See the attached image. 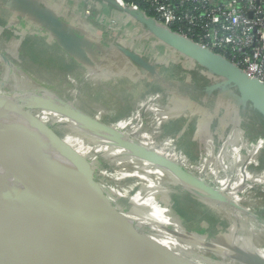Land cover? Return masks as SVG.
I'll return each mask as SVG.
<instances>
[{
    "label": "water",
    "instance_id": "1",
    "mask_svg": "<svg viewBox=\"0 0 264 264\" xmlns=\"http://www.w3.org/2000/svg\"><path fill=\"white\" fill-rule=\"evenodd\" d=\"M6 1L7 4L4 9L13 14L11 21L13 24H10L17 26L19 22L17 19H23V25L25 23V25H30L35 29L37 38L42 39L47 45L57 48L67 61L78 65L83 71L93 77L96 76L102 82H105L103 70L108 71L110 77L117 78L120 76L119 80L122 79L121 77L129 80L132 72L138 77L131 78L134 80L137 78L138 80L141 72H144L147 80L153 82L157 81L165 72H170L171 67L178 63L188 71L185 75L191 81L189 86H192V78L189 73H199L200 76L210 83L205 90L207 93V97L204 98L206 104L202 100L201 105H208L209 101L212 102L213 100L215 109H211L210 112L201 108L200 105H194L192 110L198 113L194 114V126L198 125V129L207 124L212 127H218L217 133L212 132L215 138L224 127L232 130L231 138L227 139V135H221L219 140L216 139L217 145L230 143L237 131H234V127L241 130L247 142H249L242 126V113L246 111L247 107L256 110L264 119V83L251 78L224 57L172 32L168 27L137 10L122 7L114 0H86L89 7L98 13V24L103 27L106 26L112 31L105 30L104 37L101 35V29L99 30L92 23L82 21V27L76 25L74 20L66 21L62 18L60 12L66 10L72 17H78L81 11V7L78 6L79 0H4V2ZM2 4L0 7H2ZM102 6H111L115 9L114 13L116 15L120 12L124 16L123 21L117 20L118 24L114 30L110 28L108 22L105 23L104 20L108 16L104 15ZM84 18L87 20L86 15L83 16ZM119 28L127 31L133 30L134 39H138V42L140 41L139 43L136 42V44H141L142 49L130 47L128 45L130 38L127 36L115 35V32L122 33ZM107 35L111 36L110 39L106 38ZM109 40L111 42H108ZM104 44L110 47L106 48ZM2 57L3 62L9 63L4 56ZM161 57L165 59L160 61L158 58ZM216 96H220L222 99H214ZM146 107V110H148L149 105ZM227 108H233L234 113L230 120L225 123V121L217 117V112L224 111ZM200 109L204 111L201 116H199ZM36 114H47L56 118V123L51 125L53 128L58 125L61 127L64 124H68L73 131L76 130L90 138L99 148L104 149L108 155L112 156V152H114L119 153L116 157L123 156L127 158L130 165H135L136 167V165L138 166L145 162L147 165L171 174L189 187L190 189H188L196 195H209L210 198H219L221 195H225L227 198H231L220 192L218 188L205 183L202 178L199 179L192 173L185 171L172 160L131 142L120 131L86 115L81 110L76 109L70 102L61 103L50 95L20 100L0 92V131L6 133L19 131L18 136H21L24 142L35 137L40 142H43L44 145L46 144V152L44 153L47 154L48 159L45 157L46 163H43V165L46 167H43L44 169H42L40 174H42L45 183L52 179L60 182L64 186L63 192L68 195V199L61 200L62 194L52 188L48 190L40 189L32 172L24 170L21 165L5 156L3 144L1 143L0 168L5 166L7 171L9 169L21 171L34 182L36 190L50 198L56 206L69 210L79 219L92 224L95 228L105 233V237L93 239L91 244L96 251L104 255V258L92 257L90 259L87 255L89 249L87 243L80 241L79 235L81 232L78 230L74 233L71 230L67 231L62 220L56 215H53L51 220L44 224V227L48 230L46 233L52 236L55 242H44L13 223L3 213L6 207L0 204V264L5 262L7 264H67L66 262L69 263L70 261L71 264H153L147 258V253H153L164 258L168 257L166 259H170L173 256L175 258L174 264H191V262L199 264L193 259H187L179 255V252L167 247L157 238L138 237L135 231V235L130 237L125 233L124 225L126 224L124 223L125 220H122L123 218H118V221L112 227L111 224L106 226L97 220L95 216L82 217L80 212L83 211V208L75 207L72 201L75 193L82 194V190L75 185L72 177L69 180H63L58 173V168L55 167L57 155L67 163H76L74 162V157H78L71 148L67 147L55 136L53 130L46 129L43 123L36 119ZM189 116L191 115L189 114ZM187 126L190 127L189 125ZM215 156L211 157L214 158ZM55 158L56 160L54 161ZM79 164L81 162L77 161L76 165ZM79 168L81 169V165ZM85 168L87 169V167ZM82 172L84 171L81 169V172L75 176L78 180H82L85 183L93 172L87 173V175ZM10 192L11 197H13L11 202L13 207L9 208L14 211L16 208L18 210L16 212L20 215L27 217L28 220L37 222V216L39 215L37 207H22L27 204L25 197H19L15 190ZM0 199V203L4 201L5 206H7L6 200L1 193ZM235 201L233 200V202ZM171 210L174 211L172 205ZM253 219H255V216ZM177 224L182 228V233L180 231H170L172 235L169 233V237H175L178 242H182L189 238L190 233L185 229L179 217ZM261 225L264 229V225ZM76 234L78 237H73ZM192 237H195V239L207 238L195 232ZM71 241H75L74 243L76 244L74 245L76 247L74 246V248L77 251L73 250V245L69 243ZM210 242L212 243V241ZM211 243L208 244V248L213 246V243ZM243 260L245 264H264V259L257 251L255 255L254 253L249 254Z\"/></svg>",
    "mask_w": 264,
    "mask_h": 264
},
{
    "label": "rangeland",
    "instance_id": "2",
    "mask_svg": "<svg viewBox=\"0 0 264 264\" xmlns=\"http://www.w3.org/2000/svg\"><path fill=\"white\" fill-rule=\"evenodd\" d=\"M3 2L4 0H0V5ZM6 4L7 1L2 4V7L5 8ZM2 7H0L1 17V14L6 12L5 9L1 10ZM114 19L123 21L124 16L118 12ZM104 21L109 20L106 18ZM2 27L3 25L0 29ZM119 29L122 33L115 32V35L127 36L130 38L128 43L130 47L142 49L141 44H138L140 41L134 39L133 30ZM106 30L110 31L107 27ZM110 37V35L106 36L109 39ZM3 41L4 37L1 34L0 48L3 46ZM136 42H138V45ZM104 45L106 48L110 47ZM19 48L20 44L13 42L12 47L7 52H0V55L9 61V63L3 62V57L0 56V92L20 100L50 95L61 103L70 102L76 109L81 110L86 115L120 131L131 142L145 147L149 145L150 148L148 147V149L150 151L167 157L175 163L179 161L178 165L181 168L201 179L197 169L194 168L196 164H190L188 155L168 154V151L171 152L172 149L163 151V148H166L163 145H167L163 136L177 137L174 136L177 134L175 127L178 125H176V122L181 117H188L189 114H198L192 110L194 105H200L201 108L210 112L211 109H215L213 100L212 102L209 101L208 105H201V101L207 97V93L197 92L194 87L189 86L191 81L186 78L185 73L181 74L183 78L181 82L164 81L163 78L168 79L173 76L172 72L167 71L157 79V83H151L147 80L144 72H141L138 80L136 78L137 81L131 78L138 77L136 74H132L133 72L129 80L121 77L123 79L121 81L119 80L120 76L117 78L110 77L108 71L103 70L105 82H102L96 76H91L71 62V67L62 63L59 64L58 61L53 64L47 62L51 61L50 56L56 59L54 54L48 53L49 56L41 53L34 54L33 46L23 47L22 51H19ZM158 59L162 61L165 58ZM114 89L117 90V93ZM127 89L131 91L129 92ZM219 98L222 99L220 96H216L214 99ZM148 105L150 109H162L165 114L163 113L161 118L154 120L151 111L145 109ZM199 111V116H201L204 111L201 109ZM139 112H143L144 118L142 120L145 121L144 124L137 118ZM36 119L43 123L46 129L53 130L55 136L71 148L79 158L74 157V162H81L79 165L67 163L64 159L58 157L59 155H57V160L54 159V161L56 160L55 167L58 168V173L63 180H69L72 177L75 185L82 190V194L75 193V196L72 197L75 207L83 208V211L80 212L82 217L95 216L97 220L106 226L111 224L112 227H114L113 224L118 221V218H123L122 220H125L124 223L126 224L124 225L125 233L130 237L136 234L138 237L157 238L167 247L171 246L172 250L179 252V255L187 259H194L199 264H245L243 259L247 258V255L253 253L255 255L257 250H264V229L261 225H264V220H257L264 213L263 203H258L259 214L256 215L258 216L256 219H253V215H244L231 209L224 211L217 207H211L214 210L216 208L215 211L221 215L223 227H218V231H214L211 228L212 225H209L207 227L208 232L202 233L197 229L199 225L193 219L192 213L189 211L183 212L186 214L185 216H190L185 218L174 209L175 203L173 200H175V196L172 193L178 192L176 188L178 185L175 180L157 173L155 170V172L151 169L144 170V166L137 169L130 167L127 158L108 155L90 138L76 130L73 131L68 124L61 127H59L60 125L55 126L56 128L51 127L56 123V118L47 114H36ZM192 127L195 129V131H192V136L188 134L184 139H187L185 145L189 146L190 153L195 150L194 141L199 145V139L196 135L198 125ZM122 128L124 129L121 130ZM213 128L215 129V127ZM158 129H160L159 132H157ZM214 129H212V132H215ZM235 130L238 129L234 127ZM18 133L19 131L13 133L0 131V143L3 144L5 156L21 165L24 170L32 172L40 189L48 190L52 188L62 194L61 200L68 199V195L63 192L64 186L60 182L52 179L45 183L42 174H40L44 169L43 167H46L43 165V163H46L45 157L47 158V154L44 153L46 152V144L44 145L35 137L24 142L21 136H18ZM152 133H155V136ZM218 138H221V133H219ZM262 142L263 149L260 150L261 152L264 151V141ZM178 146H180V143L174 144L175 148ZM184 151L189 153L185 149ZM80 165L82 171H84L82 173L85 175L93 172L85 183L75 176L81 172ZM262 168L261 166L258 169L256 168V170H259L256 173L263 175L262 178H264ZM250 195L246 192L245 200L252 205V193ZM171 205L174 211L171 210ZM241 208L247 209V207ZM178 217L190 233L189 238L182 242H178L175 237H169L170 231H180L182 233V228L177 224ZM194 232L207 238L195 239V237H192ZM216 233L219 235H213ZM211 236H214L215 239ZM212 238L215 241L212 242L213 246L208 248ZM262 259L264 258L262 257Z\"/></svg>",
    "mask_w": 264,
    "mask_h": 264
},
{
    "label": "built area",
    "instance_id": "3",
    "mask_svg": "<svg viewBox=\"0 0 264 264\" xmlns=\"http://www.w3.org/2000/svg\"><path fill=\"white\" fill-rule=\"evenodd\" d=\"M114 1L145 14L129 5V0ZM148 4L155 16L149 18L170 30L176 26L177 34L224 57L264 83V0H148ZM107 20L105 23L114 30L118 22L114 18ZM141 113L137 118L144 124ZM261 149L262 141L246 142L243 132L237 130L230 143L221 145L218 155L200 159L194 168L205 183L243 202L250 187L258 185L264 190V178L254 179L247 173Z\"/></svg>",
    "mask_w": 264,
    "mask_h": 264
},
{
    "label": "trees",
    "instance_id": "4",
    "mask_svg": "<svg viewBox=\"0 0 264 264\" xmlns=\"http://www.w3.org/2000/svg\"><path fill=\"white\" fill-rule=\"evenodd\" d=\"M128 4L131 6H136L140 11L144 12L147 17H153V18L155 17L154 13L151 11L150 5L148 4V0H129ZM2 9H4V8H2ZM60 13H62V11ZM181 25L183 27H186L183 24H181ZM171 30L174 33L178 32L176 26L171 27ZM42 42L45 43L44 41H42ZM42 42L34 43L33 45H30L29 43H27V45L30 47L31 46L34 47V54L38 55L39 53H41V54H47L48 56H49L48 53L54 54L56 59L53 56H50L51 61H47L51 64L55 63V61H58L59 64L62 63V64H66V65L70 66L71 63L67 61V59L64 57V55L62 53H60V51L57 48H55L53 46L49 47V45L45 46ZM24 54H26V53H24ZM227 57H228V55H227ZM228 59H229V57H228ZM170 73L173 76H170L168 79L163 78L164 81H170L171 80L173 82H181L183 80V78L181 77V74L182 73H188V71L185 69L184 66H182L178 63H175V65H173V67H171ZM189 75L192 78V86L191 87L192 88L194 87V90H196L197 92L206 93L205 90L209 86L210 83H208L197 72H190ZM151 83H157V81H153ZM114 90L117 93V90L116 89H114ZM127 90L130 92L129 89H127ZM202 100L205 103V101H204L205 99L203 98ZM145 109H147V107H145ZM148 110L151 111L152 118L154 120L161 118L162 114L164 113L162 109H150V107H149ZM148 110H146V111H148ZM245 110L246 111L242 113V118H243L242 126L246 132V136H247L248 140L249 141H264L263 140L264 139V121L262 119L261 114L258 113L253 108H250V107H247ZM176 125H178L177 127H175L177 134L174 136H177V137H170L165 132H163L165 135L168 136V137L164 138L165 141L167 142V144L168 143L172 144V147H171L172 154L175 155V153H178V154H181L184 156L190 155V161L189 162L191 165L193 162H195L196 159L210 157V156L218 154L219 148L217 146V141L215 139V136L212 133V126L205 125L201 129L197 130L196 135L199 139V142H198L199 145H197V143L194 141L195 150H193L190 153L188 150L189 146L185 145L186 144L185 141L187 139L186 140H184V139H185L186 135L188 136V134L192 136V134H193L192 131H195V129L192 127V126H194V115L188 116L186 118L181 117L176 122ZM187 125H189L190 127H188ZM182 134H184V135H182ZM188 138L190 139V137H188ZM176 143H180V146H178L177 148H175L176 146L174 147V144H176ZM143 147H145V146H143ZM148 147H149V145H146L145 148L148 149ZM184 149L187 150L190 154L185 152ZM176 163L179 164V161H177ZM260 164H261V167H263L262 169L264 170V151L260 157ZM141 166H144L145 168H148V169H152V171L155 170L157 173L164 174L168 178H171L177 182L178 186L176 188H177L178 192L172 193L175 196V197L173 196L175 199V200H173L175 203L174 209L180 215H182L185 218L186 217L188 218L190 216H188V215L185 216L186 214H184L183 212L189 211L190 213H192L193 219L195 220V222L196 221L198 222L199 227L197 229L199 231L208 230L207 227L209 225H212V224L215 225L214 231H218L217 227L223 226V223L221 220V218H222L221 215H219L215 211L216 208L214 210L211 207H217V208H220L224 211H229L231 209V210H234L235 212H241L242 214L248 215V216H252L253 213L259 214V211H258L259 209L257 206H258V203L259 202L261 203L263 198H264V190H262L263 193L259 192V193H257L256 197L252 198V201H253L252 207H247L249 210H251V211H249L248 209H242L241 208V207H244L245 204H236L235 202H233L229 198H227L225 195H221V197H219V198H217V197L216 198H210L209 195H203V194L196 195V194L192 193L191 190H189L190 189L189 187H187L185 184H183L176 177L172 176L169 173H165L159 169H156L150 165H147V164H145V162L138 165V166L136 165V167H135V165H130V167H134L135 169H137L138 167H141ZM254 198H256L255 201H254ZM248 213L251 215H249ZM214 216H218V217H214ZM259 218L264 220V213H262V215ZM187 227H188V225H187Z\"/></svg>",
    "mask_w": 264,
    "mask_h": 264
},
{
    "label": "bare ground",
    "instance_id": "5",
    "mask_svg": "<svg viewBox=\"0 0 264 264\" xmlns=\"http://www.w3.org/2000/svg\"><path fill=\"white\" fill-rule=\"evenodd\" d=\"M71 127V126H70ZM73 127V126H72ZM104 150V149H103ZM119 153L112 152V156H118ZM151 168V167H150ZM15 190L19 197H25L27 204L22 207H37V212L39 215L37 216V222L35 220H28L27 217L20 215L18 212L12 210L9 207H13L11 192ZM0 193L4 196L6 200L7 206H5L4 201H1V205L6 207L3 210V213L16 225L21 227L23 230L34 236L35 238L42 240L44 242H55V239L46 233L48 232L47 228L44 227V224L51 220L53 215L59 217L64 223V228L67 231H72L73 233L78 230L81 232L79 235L80 241L86 242L88 249V258H98L103 259L104 255L99 251H96L92 247L93 239H102L105 237V233L95 228L92 224L87 223L77 216H75L69 210H66L62 207L56 206L50 198L42 195L40 192L36 190L34 182L26 177L21 171H12L5 168V166L0 168ZM1 200V199H0ZM11 203V204H9ZM18 211V210H17ZM28 211V209H27ZM26 211V212H27ZM44 228H46L44 230ZM72 233V234H73ZM77 236L74 235L73 237ZM78 237V236H77ZM75 242V241H74ZM73 241L69 242L73 245V250L77 251L76 243ZM68 243V244H69ZM60 246V245H59ZM61 247V246H60ZM171 247V246H169ZM184 253V252H183ZM147 258L152 261L153 264H174L175 258L172 256L170 259H166L168 257H159L154 255L153 253H147ZM194 260V259H193ZM200 262V261H199ZM67 264H71V261ZM4 264H7L6 262ZM191 264H194L191 262Z\"/></svg>",
    "mask_w": 264,
    "mask_h": 264
},
{
    "label": "crops",
    "instance_id": "6",
    "mask_svg": "<svg viewBox=\"0 0 264 264\" xmlns=\"http://www.w3.org/2000/svg\"><path fill=\"white\" fill-rule=\"evenodd\" d=\"M78 3H79L78 6L79 7L82 6V9H81L80 14L78 15L77 18L72 17L68 13L67 10L66 11H63L62 13H60V15L62 16V18L64 20H66V21H70V20L73 21L74 20V22L76 23V25H79V26H82V27H83L82 21L92 23L93 25L97 26V28L99 30L101 29V35L105 37V32H106L105 30L106 29H105V27H103V26H101V25L98 24V13H96L93 9H91L89 7L88 3H86V0H79ZM102 9L104 11V15L105 16H108L107 19L108 18H113L116 15V13H114L115 9L113 7H111V6H108V7L102 6ZM1 10H3V9H1ZM1 15H2V17L0 16V27L2 25H3V27L0 30L3 31V32L0 31V35L2 34V37H4V41H3V46L0 48V52L1 51L7 52V50H9L12 47L13 42H16L17 44L19 43L20 44V48H19L20 50L19 51H22V48L23 47H27L28 46L27 43H29L30 45H33L34 43H39V42H42L43 41L42 39L37 38V32L35 31V29L32 26L25 25V23L23 25V19H17V20H19L17 26H13L12 25L13 23L11 22L12 19H13V14L11 12L6 11L5 14L2 13ZM84 15L87 16V20L85 18L83 19V16ZM10 23H12V24H10ZM43 44L44 45H47L46 43H43ZM49 47H51V46H49ZM33 52H34V50H33ZM121 81H122V79H121ZM233 113H234L233 108H227L224 111H220V112L218 111L217 112V115H218L217 117H219L220 120L225 121V123H226V122H228L230 120V118L232 117ZM124 128H122L121 130H123ZM226 128L224 127V129L221 130V135L222 136L224 134L227 135V139H228L230 137V134H232L231 133L232 130H229L228 128L227 129ZM212 129H214V128L212 127ZM214 130H215V132L216 131L218 132V127L215 126V129ZM218 137H219V135H217V140H219ZM256 161L259 163L258 158L255 159L254 163ZM250 171L251 170H249V169L247 170V173L249 175H251V176H257L258 175V174L253 173V171H251V172ZM247 192H248V195H250L252 193V198L254 196H256V193L254 194V192H250V191H247ZM253 194H254V196H253ZM229 199L231 201L234 200L232 198H229ZM246 201H243V202H236L235 201V202H236V204H244L245 203L244 207H252V205H250ZM262 203H263V207H264V199L262 200L261 204ZM249 211H251V210H249ZM253 215L255 216V219L258 217V216H256L258 214H254L253 213ZM257 220L258 221H261L262 219H259L258 218ZM221 227H223V226H220L219 228H221ZM211 228H212V230H215V225L212 224V227ZM209 230H210V228H209ZM200 232L203 233V232H208V231L206 230V231H200ZM218 233L213 234V235L217 236V235L220 234V233L219 234ZM211 237H213L215 239L214 236H211ZM213 238L210 241L214 242L215 240ZM257 253H260V255L264 258V250H260V251L257 250Z\"/></svg>",
    "mask_w": 264,
    "mask_h": 264
},
{
    "label": "flooded vegetation",
    "instance_id": "7",
    "mask_svg": "<svg viewBox=\"0 0 264 264\" xmlns=\"http://www.w3.org/2000/svg\"><path fill=\"white\" fill-rule=\"evenodd\" d=\"M159 130L160 129H158V131L157 132H159ZM152 132H153V130H152ZM152 134H154V136H155V133H152ZM163 138H165V136H163ZM252 143L253 142H259V141H251ZM163 146H165L166 148H168V149H171V147H172V145H169V144H167V145H163ZM218 146V148L220 149L221 148V145H217ZM262 152H263V150H262ZM262 152H260V155H261V153ZM168 153L169 154H171L172 155V150H171V152H169L168 151ZM260 155L257 157L258 158V160H259V163L256 161L255 163H252L250 166H249V170H251V171H253L255 174H257L256 173V171H259V170H256V168L258 169L260 166H261V164H260ZM189 157H190V155H188ZM167 158V157H166ZM202 159V158H201ZM199 161H200V159H196L195 160V162H193L194 164H197V163H199ZM144 169H148V168H144ZM152 170V169H151ZM249 176H251V175H249ZM262 176L263 175H261V174H258L257 176H251L252 178H262ZM248 191H250V192H254V194L256 193V195H257V193H263L262 192V189H261V187L260 186H258V185H254L253 187H250L249 189H248ZM264 199V198H263Z\"/></svg>",
    "mask_w": 264,
    "mask_h": 264
}]
</instances>
